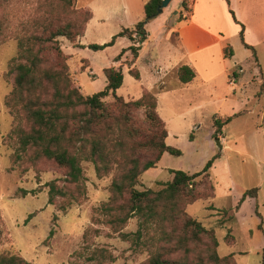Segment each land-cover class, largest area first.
<instances>
[{"label": "rangeland", "instance_id": "1", "mask_svg": "<svg viewBox=\"0 0 264 264\" xmlns=\"http://www.w3.org/2000/svg\"><path fill=\"white\" fill-rule=\"evenodd\" d=\"M44 2L6 0L0 9V20L4 24L0 36V252L18 254L32 264H142L146 253L136 252L97 210L110 200L114 171L98 176L91 162L82 161L85 194L78 199L74 187L65 182L63 168L44 158L31 160L10 136L16 122L4 100L12 88L9 66L17 53L15 33L43 15ZM179 3V0H170L155 17L157 19L145 24L150 37L144 41L143 52L136 63L140 80L128 72L125 64L128 54L120 59L124 78L116 95L137 99L142 88L151 87L158 98L157 111L168 130L166 144L180 151L178 155L165 152L156 167L140 175L136 188L141 191L162 189L172 180V171L199 173L209 160L218 156L207 171L209 177L196 178V181L204 180L207 194H212L213 185V196L189 204L186 210L206 229H213L219 256L233 255L236 264H261L264 248V81L252 74L260 71L264 76V45L254 57L238 36L231 38L232 55L226 58L230 60L229 70L235 71L240 76L238 79L227 71L210 83H204L198 75L192 85L186 86L178 79L177 67L168 69L162 79H152L147 68L155 73L157 67L167 65L162 63L173 58L168 50L173 44L169 40L171 31L161 25L175 14ZM76 4L94 10L104 19L92 22L86 38L82 39L83 46L74 47L65 38H59L62 50L68 55L73 85L84 95H92L105 89L103 70L121 65L115 58L127 48L130 40L117 37L113 44L99 50H93L90 45L107 43L122 28L132 26L124 23L127 19L117 0H77ZM105 5L115 9L109 20H105L107 15L102 11ZM189 10L186 6L187 14ZM151 58L156 59L152 68ZM254 58L258 59V65L253 64ZM239 67H243V73ZM104 100L111 101L112 94ZM133 115L140 126L148 127L143 108ZM229 116L231 120L215 132L216 117ZM147 156L152 157L151 154ZM53 180L67 191L68 198L57 197L50 204L45 184ZM252 188L258 189L257 195L240 201ZM71 189L72 192L68 191ZM137 226V217H132L122 232H134ZM94 249H102L105 253H93Z\"/></svg>", "mask_w": 264, "mask_h": 264}, {"label": "trees", "instance_id": "2", "mask_svg": "<svg viewBox=\"0 0 264 264\" xmlns=\"http://www.w3.org/2000/svg\"><path fill=\"white\" fill-rule=\"evenodd\" d=\"M5 1L0 0V9ZM76 2L45 0L43 15L35 17L15 33L17 53L9 66L12 88L4 100L16 122L10 136L31 160L44 158L63 168L65 182L74 187L78 199L85 194L82 161L91 162L98 176L114 171L110 200L97 210L112 230L130 242L136 252L146 253L142 264H236L233 255L219 256L213 229H206L186 210L189 204L213 196V185L210 188L212 194H207L204 180L196 181V178L201 175L209 177L207 171L218 156L209 160L202 172L172 171V180L162 189L138 190L136 185L140 175L156 167L165 152L180 154L178 149L166 144L168 130L157 111L156 95L147 88H142L137 99L116 95L123 83L120 66L103 70L106 87L100 92L84 95L73 85L68 55L62 50L59 38L80 47L78 38L84 34L92 17L89 8L78 6ZM160 3L161 0H148L141 21L131 28H122L109 42L91 44L90 48L99 50L113 44L117 37H127L132 44L115 60L119 61L123 53L129 51L128 72L140 80L139 71L133 64L147 38L145 24L160 14ZM186 6L187 0H182L181 7ZM229 12L241 27V43L255 57L254 48L244 41L243 24L231 9ZM3 25L0 20V36ZM177 76L181 84H188L194 80L196 72L188 65H181ZM232 76L237 78L238 74L234 71ZM110 94L112 100L105 101ZM140 108L144 109L146 129L134 119L133 113ZM230 120L231 116L216 118L215 132ZM45 185L48 187V203L53 204L57 197L68 198L67 191L55 180ZM257 190L246 191L240 201L248 196L255 197ZM68 191L72 192V189ZM132 217L138 219L136 231L122 232ZM86 237L87 233L84 234ZM93 253L102 255L105 251L94 249ZM0 264L32 263L18 254L0 252ZM261 264H264V248Z\"/></svg>", "mask_w": 264, "mask_h": 264}, {"label": "crops", "instance_id": "3", "mask_svg": "<svg viewBox=\"0 0 264 264\" xmlns=\"http://www.w3.org/2000/svg\"><path fill=\"white\" fill-rule=\"evenodd\" d=\"M117 1L123 9L124 19H127L124 23H127V25L133 26L142 17H144L143 7L148 0ZM179 1L178 10L173 16L165 20L164 26L161 25V27L164 28L169 27L168 30L171 31L169 40H172L173 44L168 50L173 54V58H175H169L168 62H163L162 64L167 65L157 67L155 73H152L151 69L147 68L152 79H162V74L168 69L176 67L178 69L181 65H188L196 72V76L192 82L188 84H181L186 86L192 85L198 75H201L204 83L213 82L222 73H228L227 71H230V74L232 75L233 70H229L230 65H228L230 60L226 57H230L232 55L230 40L235 36L239 37L241 27L233 20L229 9L234 12L235 18L243 24L244 41L246 44L254 48L255 55L258 53L259 47L264 45V0H228L229 4L227 3V0H187V7L190 8L188 14L186 8L181 7L182 0ZM102 11L104 15H107L105 20H109L112 18V14H114L115 9L110 5H105L102 6ZM91 12L92 17L86 25L84 34L78 38V44L80 46H83L82 39L86 38V34L92 22L104 20L102 16L97 15L94 10ZM132 14H134V16ZM151 22L152 21L148 23L150 24ZM110 35L112 34H109V36ZM149 37L150 34L147 33V39ZM131 44L132 42L130 41L127 48ZM144 46L145 42L142 43L141 48L138 51V56L133 64L135 67L141 53L143 52ZM125 53L128 54L125 64L127 65V69L129 71L130 67L126 61L130 59L131 55L129 51H125L123 54ZM254 59L255 61L253 64L258 65V59ZM155 60V58L150 59V68L154 67L153 65L156 64ZM122 63L123 62L120 61L118 64L121 65L117 66L122 68ZM87 66L88 62L86 67ZM239 69L242 70V73L244 72L243 67H239ZM90 72L93 74L91 70H89V73ZM239 77L240 76L236 79ZM252 77H256L259 81H264V76L260 71H257L255 75L252 74ZM232 80L235 81V78ZM149 90H151V87Z\"/></svg>", "mask_w": 264, "mask_h": 264}, {"label": "water", "instance_id": "4", "mask_svg": "<svg viewBox=\"0 0 264 264\" xmlns=\"http://www.w3.org/2000/svg\"><path fill=\"white\" fill-rule=\"evenodd\" d=\"M170 2V0H161L160 6L158 7V12L160 13L162 11V9L168 5V3ZM217 144L219 145V147H221L220 141L217 138L216 139Z\"/></svg>", "mask_w": 264, "mask_h": 264}, {"label": "built area", "instance_id": "5", "mask_svg": "<svg viewBox=\"0 0 264 264\" xmlns=\"http://www.w3.org/2000/svg\"><path fill=\"white\" fill-rule=\"evenodd\" d=\"M240 71H242V70L240 69Z\"/></svg>", "mask_w": 264, "mask_h": 264}]
</instances>
